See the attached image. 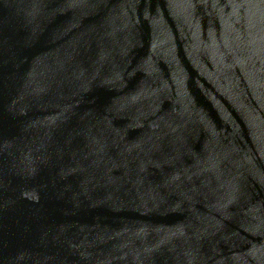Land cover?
Here are the masks:
<instances>
[{"label": "water", "instance_id": "1", "mask_svg": "<svg viewBox=\"0 0 264 264\" xmlns=\"http://www.w3.org/2000/svg\"><path fill=\"white\" fill-rule=\"evenodd\" d=\"M0 264H264V0H0Z\"/></svg>", "mask_w": 264, "mask_h": 264}]
</instances>
